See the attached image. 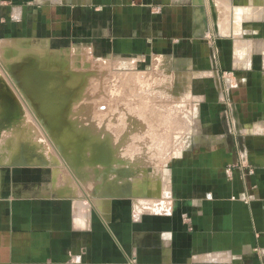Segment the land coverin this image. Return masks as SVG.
<instances>
[{"label": "crops", "instance_id": "crops-1", "mask_svg": "<svg viewBox=\"0 0 264 264\" xmlns=\"http://www.w3.org/2000/svg\"><path fill=\"white\" fill-rule=\"evenodd\" d=\"M0 14L115 63L157 53L199 101L138 215L131 198L87 205L0 166V264H264V0H0Z\"/></svg>", "mask_w": 264, "mask_h": 264}, {"label": "rangeland", "instance_id": "rangeland-1", "mask_svg": "<svg viewBox=\"0 0 264 264\" xmlns=\"http://www.w3.org/2000/svg\"><path fill=\"white\" fill-rule=\"evenodd\" d=\"M11 17L0 14V91L8 98L7 90H13L22 123L14 126L15 121L0 115V166L38 165L68 199L87 205L131 198L132 214L138 215L140 201L161 191L166 169L186 148L190 118L199 103L177 93L173 71L178 68L163 63L157 53L147 61L115 63L105 45L93 47L79 38L52 45V39L38 38L43 34L39 25L35 34L21 28L20 33L31 36L18 35L11 23L21 18ZM26 63L56 76L36 79L28 73L24 78L16 69ZM34 83L52 92V112L61 115L55 130L25 90ZM25 140L33 142L36 153L19 162L14 155Z\"/></svg>", "mask_w": 264, "mask_h": 264}, {"label": "bare ground", "instance_id": "bare-ground-1", "mask_svg": "<svg viewBox=\"0 0 264 264\" xmlns=\"http://www.w3.org/2000/svg\"><path fill=\"white\" fill-rule=\"evenodd\" d=\"M43 67H45V66H43ZM43 67H41V68H43ZM16 70L19 71L20 73H22L24 78H26L28 76V73H30V75L34 76L36 79H40L42 77L45 78V77H48V76H56L55 75L56 73L55 74H51V73H48L46 71V74H44L40 70L38 72L37 71H34V67L30 63L23 64L21 67H17ZM16 70H15V72H16ZM49 70H50V68H49ZM51 70H53V69H51ZM12 71H14V70H12ZM63 71H64V69H63ZM63 74H64V72H63ZM15 76H16L15 78H18V75H15ZM22 79L23 78H21V79L18 80L19 81L18 84H20V81H22ZM56 83H58V81ZM0 84H3L2 81H0ZM23 86H26L25 81H24V85ZM25 90L28 91L27 93L31 94L32 95V98H34L37 101L36 103L38 104V106H39L38 107L39 108V112L41 113V116L40 115L39 116L42 117L49 125L53 126L54 127L53 130H55V127H57L59 125L58 119L60 118L61 115L52 112V109H51L52 106L50 105L52 99H49V97L51 96L52 92L50 90H46V89H45V91L44 90H40L38 88L37 84H35V83L32 84L28 89H25ZM12 91H13L12 89H11V91L10 90H7V97L8 98L3 97L2 95H4V93L2 91H0V115L2 117H4L6 119V121H8V122L15 121V124H14V126H15V125H17L19 123H22V121H21V118H22V109H21L20 105L18 104L17 100H15L12 97L13 96V92ZM34 105H36V104H34ZM15 108H16V110H15ZM47 123H46V125H47ZM58 128H60V127H58ZM18 150H19V152H18L17 158L15 157V155H14V158L16 160H18V161L19 160H22V162L23 161H26V158H28V155H31L33 153H36V148H35L33 142L32 141H29V140H25L23 143H21V145L18 148ZM41 157H43V156L41 155ZM23 165H25V164H23ZM37 166L31 168V166L25 165L24 167L21 166V167L15 168L14 170H24L23 172H26V173H23V175L22 174L19 175V173H17V172L14 171L15 172L14 173V179L17 180L18 178H20V179H22V180H20V182H24V183H28L30 181L33 182L31 179H33L34 181H36L37 177L39 176L38 173L35 174V175H32V174L27 173V171H38V172H42L43 168L37 167Z\"/></svg>", "mask_w": 264, "mask_h": 264}]
</instances>
